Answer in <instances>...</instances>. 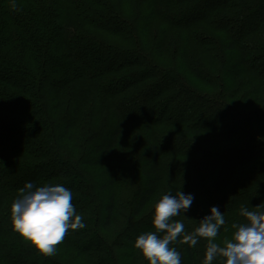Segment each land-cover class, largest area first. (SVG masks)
Here are the masks:
<instances>
[{
  "label": "trees",
  "instance_id": "obj_1",
  "mask_svg": "<svg viewBox=\"0 0 264 264\" xmlns=\"http://www.w3.org/2000/svg\"><path fill=\"white\" fill-rule=\"evenodd\" d=\"M79 136L76 164L64 149ZM119 177L131 194L118 230ZM165 181L204 216L222 211L218 235L246 222L241 208L264 210V0H0V264H65L70 249L92 264L142 262L133 241L155 231L144 212ZM26 182L69 188L86 224L52 256L13 229ZM181 237L169 245L181 264H202L206 238Z\"/></svg>",
  "mask_w": 264,
  "mask_h": 264
},
{
  "label": "clouds",
  "instance_id": "obj_2",
  "mask_svg": "<svg viewBox=\"0 0 264 264\" xmlns=\"http://www.w3.org/2000/svg\"><path fill=\"white\" fill-rule=\"evenodd\" d=\"M194 195L169 191L154 205L151 223L155 232H145L133 241L148 264H181L180 253L169 245L182 236V243L195 247L200 238L207 239L202 264H264V210L240 209L246 222L233 223L231 238L223 246L215 242L225 217L216 206L199 220V226L186 233L181 221L173 217L186 213L194 202ZM73 193L63 185L35 186L26 182L19 198L10 205L13 229L29 241L40 253L52 256L56 245L71 230L83 229L86 224L72 204ZM163 235H158V233Z\"/></svg>",
  "mask_w": 264,
  "mask_h": 264
},
{
  "label": "rangeland",
  "instance_id": "obj_3",
  "mask_svg": "<svg viewBox=\"0 0 264 264\" xmlns=\"http://www.w3.org/2000/svg\"><path fill=\"white\" fill-rule=\"evenodd\" d=\"M160 25H163L162 22H160ZM183 30H178L176 31V33L174 34V37H179L177 38V43L179 44L182 41V36H183ZM179 50H175V52H171L172 56H174V58H176V56L179 55ZM95 56V52L93 51V49H89L86 51V53L83 55L84 59L90 60L92 62V64H94V59L93 57ZM170 58V56H169ZM174 61V59H172ZM96 61V60H95ZM165 66V65H164ZM181 75H184V72H180ZM184 78H186V76H184ZM193 78H195L194 76L190 75V81L188 82V84L192 85L191 87H193L195 90H200L202 92H210V89H207V91L202 90V89H197V87H195L193 84ZM196 79V78H195ZM195 84V82H194ZM212 94V93H211ZM214 94V93H213ZM81 135L83 136L84 134L81 133ZM84 137V136H83ZM82 137V138H83ZM82 138L81 136H79V138L75 139L74 142L79 144V150H68V149H64V154L67 153L68 157L71 158L73 161V163L79 164L78 163V158L80 159V156L82 155L81 152L83 150V143H82ZM126 143L124 141V138L121 137L118 141V144H124ZM235 146H237V144H225L224 146H221L220 150L221 152H219L220 154H224L225 152L226 155L231 153L232 151L231 148H234ZM118 145H116V149L115 151H120L119 149H117ZM114 151V152H115ZM130 151V150H129ZM121 152V151H120ZM128 152V151H127ZM131 166V164H130ZM81 172L83 173L84 178L86 179L87 183H92V182H96V181H100L101 176L97 175L96 173H98V171H96L94 169V172L92 171V173H86L85 169H83L82 167L80 168ZM122 170V169H121ZM120 170V172H121ZM83 178V179H84ZM120 179V185L122 186L121 188L116 187L117 190V194L119 193V196L117 198V204H116V215L114 216V220L116 222V224L118 225V230L120 228H122V226L124 224H126V220H127V208L129 206V196L131 194V188H129V186L124 187V183L126 182V179L123 181V177H119ZM173 186V183L171 181H165L163 188L161 189V192L159 193V196H157L152 202H150V204L147 206L146 210H145V216H151L152 211H153V207L154 205L162 198V196L166 193H168V189ZM90 194L92 195V198L95 199L96 204L97 203H101V201L103 200V194L101 193H97L96 190H90L89 191ZM192 207L195 208V210H190L192 209ZM188 209V211L186 213H181L179 216L177 217V220H181L182 222L184 221H188L189 224H193L194 228H197L199 226V220L202 219L204 217V209L201 205H199L198 202H193L191 208ZM195 212V213H191V212ZM181 216V217H180ZM172 220H174V217L172 218ZM190 220V221H189ZM231 227H228V229H226V232L223 231L221 234L218 235V238L215 239V242H217L218 244H221V246H223V241L225 239H229L231 238V235L233 233L234 230H230ZM117 230V231H118ZM156 231V229H155ZM154 231V232H155ZM227 233V234H226ZM162 234V232H161ZM182 238V237H181ZM205 239V238H204ZM207 239L205 241V246L207 247ZM198 256V255H197ZM65 264H92V260L89 259V257L87 256H83L79 259L75 258V251L70 249L68 250V252H66L65 254ZM144 260L142 262H136V264H146L148 263V261L145 259V257L143 258ZM198 259V258H197Z\"/></svg>",
  "mask_w": 264,
  "mask_h": 264
}]
</instances>
